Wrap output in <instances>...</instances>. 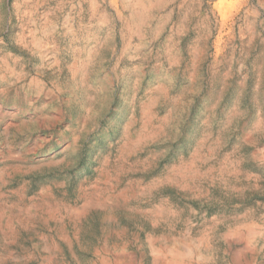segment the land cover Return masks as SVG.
<instances>
[{
  "label": "rangeland",
  "instance_id": "obj_1",
  "mask_svg": "<svg viewBox=\"0 0 264 264\" xmlns=\"http://www.w3.org/2000/svg\"><path fill=\"white\" fill-rule=\"evenodd\" d=\"M0 264H264V0H0Z\"/></svg>",
  "mask_w": 264,
  "mask_h": 264
}]
</instances>
